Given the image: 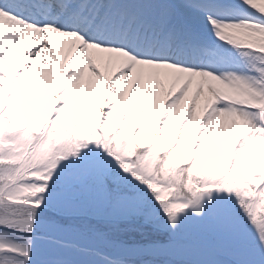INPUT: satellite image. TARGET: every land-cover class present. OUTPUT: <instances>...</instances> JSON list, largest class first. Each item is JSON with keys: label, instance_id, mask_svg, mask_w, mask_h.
Returning a JSON list of instances; mask_svg holds the SVG:
<instances>
[{"label": "snow or ice", "instance_id": "1", "mask_svg": "<svg viewBox=\"0 0 264 264\" xmlns=\"http://www.w3.org/2000/svg\"><path fill=\"white\" fill-rule=\"evenodd\" d=\"M0 264H264V0H0Z\"/></svg>", "mask_w": 264, "mask_h": 264}]
</instances>
